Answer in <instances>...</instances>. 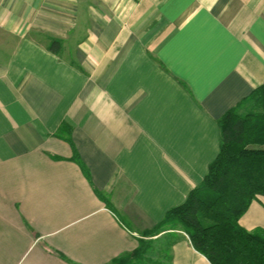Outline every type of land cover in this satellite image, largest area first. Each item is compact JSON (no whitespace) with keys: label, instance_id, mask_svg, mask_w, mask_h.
<instances>
[{"label":"crops","instance_id":"1","mask_svg":"<svg viewBox=\"0 0 264 264\" xmlns=\"http://www.w3.org/2000/svg\"><path fill=\"white\" fill-rule=\"evenodd\" d=\"M263 83L264 0H0V264L135 250ZM240 224L264 229V195ZM169 249L212 264L184 231Z\"/></svg>","mask_w":264,"mask_h":264},{"label":"trees","instance_id":"2","mask_svg":"<svg viewBox=\"0 0 264 264\" xmlns=\"http://www.w3.org/2000/svg\"><path fill=\"white\" fill-rule=\"evenodd\" d=\"M59 47L58 41L51 45L55 52ZM254 93L259 94L257 106L245 112L237 106L220 118V150L202 183L185 202L169 209L146 230L135 250L117 256L110 264H135L147 253L153 237L167 226L187 233L212 264H264V229L248 230L240 224L251 203L264 195V83L251 96ZM73 158L88 172L75 148ZM166 254L168 264H173L169 247Z\"/></svg>","mask_w":264,"mask_h":264},{"label":"rangeland","instance_id":"3","mask_svg":"<svg viewBox=\"0 0 264 264\" xmlns=\"http://www.w3.org/2000/svg\"><path fill=\"white\" fill-rule=\"evenodd\" d=\"M258 93L250 95L248 98L243 100L240 105H238V110L240 112H245L251 108L258 105ZM161 231L159 234L155 235L151 240V247L147 253L139 259H134L135 264H168L170 261L167 259L166 249L169 247L170 242L173 240L174 234L177 235L178 231H182L178 228H170ZM148 238H146L147 240Z\"/></svg>","mask_w":264,"mask_h":264}]
</instances>
